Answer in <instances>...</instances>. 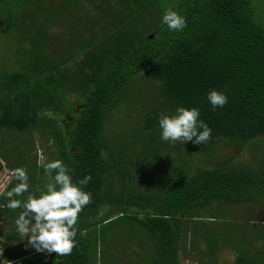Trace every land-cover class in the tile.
I'll return each mask as SVG.
<instances>
[{"label":"trees","instance_id":"obj_1","mask_svg":"<svg viewBox=\"0 0 264 264\" xmlns=\"http://www.w3.org/2000/svg\"><path fill=\"white\" fill-rule=\"evenodd\" d=\"M256 6L255 0H0V30L18 46L12 69L0 68V130L17 142L35 131L45 160L60 159L73 183L91 177L81 186L91 203L80 213L73 251L39 252L37 264H103L104 240L121 264L140 262L142 253L141 264H179L188 245L198 264H217L224 249L232 252L224 264H264V219H255L264 214V153L257 154L264 139V17ZM169 9L185 18L183 30L161 22ZM69 11L77 14L67 24L71 36L53 46L46 30ZM137 74L154 96H141L128 132L109 133L104 122L133 95L128 85ZM212 89L227 96L224 107L212 108ZM67 94L80 99L77 112L66 109ZM178 106L199 110L211 128L207 142L161 139L159 114ZM63 110L72 119L67 128L55 119ZM220 139L247 148L252 162H231L233 156L214 150ZM25 149L9 163L27 171L28 192L15 197L21 200L46 182ZM138 159L160 163V182L130 172ZM17 183L13 176L1 193ZM0 202V259L31 257L34 248L16 230L21 209H9L4 195ZM230 222L239 229L237 242L229 239ZM117 223L130 225L119 231L124 245L113 242ZM29 257L27 264H35Z\"/></svg>","mask_w":264,"mask_h":264},{"label":"clouds","instance_id":"obj_2","mask_svg":"<svg viewBox=\"0 0 264 264\" xmlns=\"http://www.w3.org/2000/svg\"><path fill=\"white\" fill-rule=\"evenodd\" d=\"M161 22L170 31H180L186 26L185 18L171 9L164 12ZM207 100L213 109L224 107L228 98L215 89L207 93ZM199 110L195 107L178 106L175 113H160L158 125L163 141L182 144L191 141L204 144L211 138V128L199 119ZM44 169L46 182L39 194L30 193L26 199H16L28 192L26 169L18 167L13 170L14 178L19 181L4 195L7 207L11 210L21 209L15 219L16 230L22 239L36 251L56 253L58 256L70 255L76 241L77 224L80 213L91 203V194L81 187L91 179L86 175L73 183L70 169L60 159L38 161Z\"/></svg>","mask_w":264,"mask_h":264},{"label":"rangeland","instance_id":"obj_3","mask_svg":"<svg viewBox=\"0 0 264 264\" xmlns=\"http://www.w3.org/2000/svg\"><path fill=\"white\" fill-rule=\"evenodd\" d=\"M257 4V13L264 17V0H255ZM69 11V13L62 14L63 18L66 19V21L60 20V16L56 19L55 23L50 25L46 32L48 33V37L51 38V43L54 46V44L59 42H64V39L69 38L71 35L68 30L67 24L73 21V15L76 13H72ZM17 33H22L25 29V26L20 25ZM10 33H6L0 30V68H5L7 70L12 69V65L14 64V60L12 57H14L15 52L18 50V46L12 37ZM153 37V33H150L147 35V39H151ZM54 49V48H53ZM20 66V65H19ZM20 68V67H17ZM147 78L140 77L139 74L133 78L129 82L128 89H129V95L133 93L130 97L126 98L125 100H122L118 102L117 106L111 111L108 118L105 120L104 127L107 128V132L113 133L115 132L117 136L122 132H128L129 125L133 124L135 122L134 120L137 118L139 111L141 109V102L139 99H141V96L144 97H153L154 96V89L150 86V84L147 86ZM153 86V85H152ZM128 95V96H129ZM129 105L128 111L126 112V105ZM80 106H82V103L80 99L73 94H67L66 95V109L69 110V108L73 109L74 112H77L80 109ZM63 114L60 117H56V122L58 124H61L62 127L67 128L69 124L71 123L72 119L71 116L65 113V110L62 111ZM118 126L123 127L122 129L118 128ZM31 131V130H30ZM27 131L24 132L23 136L24 139L22 141L17 142L12 133H7L2 130H0V163L2 165L1 170L3 173H6L9 175V180L13 177V169L10 167V162H14L17 160L18 153L20 152V148L24 147V149L27 151V154L29 157L36 158L37 164L38 161H40L42 158L46 159L47 150H45V146L41 144L37 139V133L35 131ZM108 134V133H107ZM5 142V145L2 143ZM13 142H16L18 144L15 146ZM14 145V146H13ZM27 145V146H26ZM258 145L262 148L257 154L261 153L263 151L264 153V139L259 141ZM13 147L11 150L10 148ZM20 147V148H19ZM214 150H218L219 152L223 153L226 156H233L231 159V162H239L241 161L243 165L245 163L250 164L252 162L251 156L249 155L247 148L245 147H237L235 145H231L226 143L224 140L220 139L217 140L214 144ZM256 148V147H255ZM253 150L257 152L259 149ZM5 149L6 151H3ZM22 151V150H21ZM256 154V155H257ZM262 155V154H261ZM261 157V156H260ZM25 159H28L25 157ZM8 164V165H7ZM160 166V163H157L155 160L150 159L149 162L144 159H138L137 163H134L132 168L130 169V172L138 174V177L143 176L147 177V180H150V184L152 181L160 182L159 175L160 171L158 170V167ZM136 177V178H138ZM146 179V178H145ZM146 180L141 181V184L139 187H142V184L145 183ZM255 219H264V214H261V217H258L256 215ZM207 222V221H206ZM130 225H122L120 223H117L116 231L114 233V241L117 245H124L121 244L124 241V238L119 234L120 232H123L122 229L128 228ZM132 226V225H131ZM228 235L229 239L233 242H237L239 240L240 232L238 227L235 226V223H229L228 226ZM118 240V241H117ZM111 242V241H110ZM104 245V247H103ZM101 245L104 249V261L103 264H121L120 262L124 260V258H118V252L115 253V250L111 251L112 248L107 244V240H104V244ZM232 255L231 250L224 249L217 253V264H224L227 263ZM110 256V258L108 257ZM180 256L182 257V263L181 264H198L197 262V254L193 251V253L189 249L184 252H180ZM98 259V258H96ZM139 261L142 263L145 262V256L142 253V256H139ZM140 262H137L136 264H141ZM124 263V262H122Z\"/></svg>","mask_w":264,"mask_h":264},{"label":"built area","instance_id":"obj_4","mask_svg":"<svg viewBox=\"0 0 264 264\" xmlns=\"http://www.w3.org/2000/svg\"><path fill=\"white\" fill-rule=\"evenodd\" d=\"M9 182V175L6 173H3V171L0 169V193L3 191V189L5 188V186L7 185V183ZM3 208V203L0 202V209ZM2 222L0 221V224ZM2 254V249L0 248V257ZM33 253H31L32 255ZM29 257V255L27 256H23V257H16L13 260L10 261H3V259H0V262L4 263V264H27V262L25 261V258Z\"/></svg>","mask_w":264,"mask_h":264},{"label":"crops","instance_id":"obj_5","mask_svg":"<svg viewBox=\"0 0 264 264\" xmlns=\"http://www.w3.org/2000/svg\"><path fill=\"white\" fill-rule=\"evenodd\" d=\"M3 239H4V238L2 237V232H1V235H0V242H3ZM0 248L2 249V254H3V248H2L1 245H0ZM42 252L45 253V251H42ZM38 253H39V252L36 251L35 248H34V251H33L32 256L29 257L28 259H30V260H34L35 264H37L36 258H37V256H38ZM2 254H1V257H2ZM178 258H179V264H181V263H182V257L178 255ZM2 259H3V261H10V260H13V259H15V258L10 257L9 259H4V258H2ZM45 260H46V257H44V258L42 259V261H45ZM0 264H4V263L0 262Z\"/></svg>","mask_w":264,"mask_h":264}]
</instances>
